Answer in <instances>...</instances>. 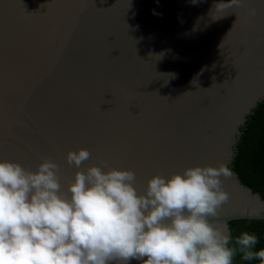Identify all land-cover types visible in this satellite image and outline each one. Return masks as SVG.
I'll use <instances>...</instances> for the list:
<instances>
[{
    "label": "water",
    "instance_id": "obj_1",
    "mask_svg": "<svg viewBox=\"0 0 264 264\" xmlns=\"http://www.w3.org/2000/svg\"><path fill=\"white\" fill-rule=\"evenodd\" d=\"M227 2L0 0V161L51 160L63 190L106 161L141 194L154 176L227 164L229 201L210 222L264 221L232 165L264 100V0ZM81 149L90 159L69 166Z\"/></svg>",
    "mask_w": 264,
    "mask_h": 264
},
{
    "label": "clouds",
    "instance_id": "obj_2",
    "mask_svg": "<svg viewBox=\"0 0 264 264\" xmlns=\"http://www.w3.org/2000/svg\"><path fill=\"white\" fill-rule=\"evenodd\" d=\"M90 156L81 149L66 162L80 169ZM58 173L47 159L35 171L0 161V264H233L238 253L264 264L256 235L233 238L227 223L210 222L229 201L227 164L154 176L142 194L133 171L106 161L77 171L66 190Z\"/></svg>",
    "mask_w": 264,
    "mask_h": 264
},
{
    "label": "trees",
    "instance_id": "obj_3",
    "mask_svg": "<svg viewBox=\"0 0 264 264\" xmlns=\"http://www.w3.org/2000/svg\"><path fill=\"white\" fill-rule=\"evenodd\" d=\"M232 165L241 182L264 199V100L258 104L241 129ZM230 230L233 238L244 232L256 235L258 243L253 251L264 250V221H235L230 224ZM233 264L261 262L258 259L244 261L242 254L238 253Z\"/></svg>",
    "mask_w": 264,
    "mask_h": 264
}]
</instances>
